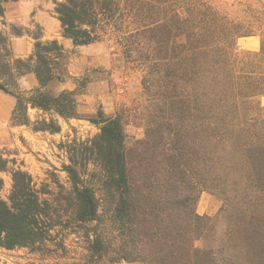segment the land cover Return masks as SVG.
Returning <instances> with one entry per match:
<instances>
[{"label":"trees","instance_id":"16d2710c","mask_svg":"<svg viewBox=\"0 0 264 264\" xmlns=\"http://www.w3.org/2000/svg\"><path fill=\"white\" fill-rule=\"evenodd\" d=\"M55 10L74 45L98 41L103 24L125 37L128 18L130 31L147 37L146 56L132 57L138 46L123 43L145 71V136L127 145L121 117L97 109L86 116L97 134L61 144L67 186L53 172L54 190L22 162L8 166L0 157V171L11 175L6 199L0 196V247L66 254L67 240L80 234L84 254L69 264H264V11L253 9L244 24L207 0H60ZM252 34L259 49L239 50L237 38ZM6 42L0 31V45ZM2 56L0 89L16 99L11 125L60 132L53 116L30 120L29 106L79 118L80 91L48 88L66 74L56 40L37 38L28 58ZM28 72L39 86L25 97L14 88ZM91 165L99 194L88 179ZM200 189L219 197L215 217L196 212Z\"/></svg>","mask_w":264,"mask_h":264},{"label":"rangeland","instance_id":"374dc122","mask_svg":"<svg viewBox=\"0 0 264 264\" xmlns=\"http://www.w3.org/2000/svg\"><path fill=\"white\" fill-rule=\"evenodd\" d=\"M214 8L227 14L235 20L247 24V22L256 14L253 9L264 11V0H207ZM131 19L124 22L129 30L125 37L109 25H102L101 37L98 40L100 47L92 49L89 56V66L83 70L77 79L76 89L80 93L90 94L84 98L78 94L76 98V109L79 118H71L67 123H61V130L57 133L48 131L42 132L38 136H27L21 131H13L8 136L5 144H0V157L9 160L8 166L12 165V159L15 160V166L23 163L24 168L40 184L44 182L54 190L52 183V173L57 174L60 181L67 186L66 172L61 170L63 163H68L67 153L61 144L70 142L73 139L86 140L98 133V127L86 119V116L95 115L97 109L110 115H119L124 124L127 145H132L134 141L142 139L145 136L149 108L147 93H145L141 84L142 77L145 75L143 67L133 61L123 52V43L125 38L133 42L138 49L132 57L149 55V43L147 37L140 32H132L135 23ZM252 29V28H251ZM253 31L255 32L254 28ZM97 42V41H95ZM142 42V44H140ZM143 42L147 45H143ZM143 45V46H139ZM236 45L239 50L255 51L259 49V36L252 34L237 38ZM4 57L5 52H0ZM1 57V58H2ZM91 57V59H90ZM93 57V58H92ZM99 59H96L98 58ZM99 61V65H96ZM69 55L67 53L61 58V65L67 70ZM0 63H2L0 59ZM0 71L1 67H0ZM5 78V77H3ZM90 81H99V85L93 87V94L87 93L86 89ZM259 102L264 106V95L259 96ZM48 116L47 118H49ZM54 117V116H53ZM55 118V117H54ZM93 165L89 166V169ZM93 171V172H92ZM91 173H93L91 175ZM90 182L98 190V170L93 168L89 171ZM0 178L3 180V186L0 190V196L6 199L11 187L10 172L0 171ZM221 207L219 197L209 189H200L196 200V212L199 215L215 217ZM224 220L215 223L216 234H220L223 229ZM68 252L63 251L50 255H39L29 252L26 248L5 249L0 247V264H69L73 259L80 258L84 254L81 247L82 237L80 234L71 235L66 242ZM125 264V263H122Z\"/></svg>","mask_w":264,"mask_h":264},{"label":"crops","instance_id":"0c3cea01","mask_svg":"<svg viewBox=\"0 0 264 264\" xmlns=\"http://www.w3.org/2000/svg\"><path fill=\"white\" fill-rule=\"evenodd\" d=\"M57 1L60 0H9L3 3V13L0 15V31L7 37V42L0 45V52L4 49L8 52L3 57L5 60L13 62L16 58L24 59L33 55L37 38L41 41L56 40L63 47V56L65 53L69 55L64 78L55 79L48 85L53 93L76 89L79 75L92 61H89V56L86 54H90L92 49H98L101 46L98 44L99 41L86 45H74L69 38L63 36L61 23L55 10ZM96 63L99 65L100 62ZM2 79L0 78V82ZM16 82L17 86L14 90L21 92L25 97H28L39 86L38 79L33 72L18 76ZM95 85H99V81H90L86 92L93 94ZM80 95L87 98L90 94L80 93ZM15 100L13 95L0 89V144H5L7 137L11 136L13 131H21L22 134L32 137L45 132L33 131L26 125L13 126L10 124ZM77 111H81L79 106ZM27 113L30 120L54 116L59 125L70 120L31 106L28 107Z\"/></svg>","mask_w":264,"mask_h":264}]
</instances>
